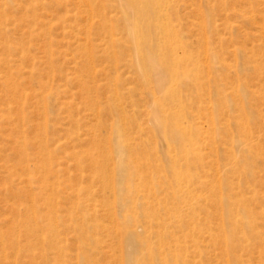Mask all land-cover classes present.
Returning <instances> with one entry per match:
<instances>
[{
  "label": "rangeland",
  "instance_id": "obj_1",
  "mask_svg": "<svg viewBox=\"0 0 264 264\" xmlns=\"http://www.w3.org/2000/svg\"><path fill=\"white\" fill-rule=\"evenodd\" d=\"M159 2L136 38L128 0H0V264L56 242L133 264L172 234L198 264H264V0Z\"/></svg>",
  "mask_w": 264,
  "mask_h": 264
},
{
  "label": "bare ground",
  "instance_id": "obj_2",
  "mask_svg": "<svg viewBox=\"0 0 264 264\" xmlns=\"http://www.w3.org/2000/svg\"><path fill=\"white\" fill-rule=\"evenodd\" d=\"M133 6L135 10L134 19L132 17H126V21L128 24V31L132 37H138L141 34L140 27H142V22L149 19L150 15L157 14V16L161 17L163 13L162 10H158L161 6L159 0H128ZM168 3H173L174 0H166ZM162 3V1H161ZM98 13L100 9H97ZM105 16H107L105 14ZM103 20L106 21V18ZM134 21V22H133ZM106 23V22H105ZM134 24H136L134 26ZM165 28V25H164ZM163 28V29H164ZM167 28V26H166ZM142 35L144 39H147V43L149 42L150 34L148 31L143 30ZM177 37L170 36L168 42V46L170 49V53L175 60V66L183 65L186 57L185 52L180 53L179 43L177 44ZM183 55V57H182ZM142 59L145 62V70L151 73L160 72L161 77H168L172 84H177L178 79V71L174 68L169 69V67L162 66L160 55L156 48L149 47L146 54H143ZM189 60L194 59L191 57ZM161 82V81H160ZM173 99L176 98V94H170ZM164 111V110H163ZM165 119V118H164ZM167 119V118H166ZM161 119V117H157L158 122L165 125L167 124V120ZM156 120V121H157ZM178 120H180V116H178ZM162 121V122H161ZM178 125V124H177ZM168 130L165 131L167 133ZM173 136L180 137L181 139L185 138L188 134L187 127L183 128L178 125L175 128V131L171 132ZM190 143V142H189ZM186 155L190 156L189 151H185ZM199 157V156H198ZM78 238L80 239V249L84 247V238L82 235L78 234ZM78 239V240H79ZM140 250L139 253L133 259V264H198L194 258H196V250L190 249L191 246L187 245L186 240H181L177 234H172L169 236V241L165 244L159 243L155 244L152 241V236L148 235L144 240L140 242ZM50 253H44L36 264H71L70 257L68 254V246L60 245L59 242L52 244ZM84 259V264H113L114 261L109 259V255L101 251H86L84 250V254L80 255L79 258Z\"/></svg>",
  "mask_w": 264,
  "mask_h": 264
}]
</instances>
